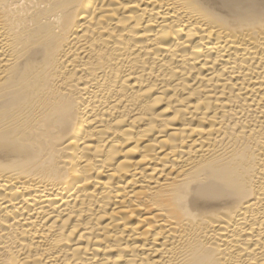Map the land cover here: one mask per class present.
Masks as SVG:
<instances>
[{
  "label": "bare ground",
  "instance_id": "bare-ground-1",
  "mask_svg": "<svg viewBox=\"0 0 264 264\" xmlns=\"http://www.w3.org/2000/svg\"><path fill=\"white\" fill-rule=\"evenodd\" d=\"M0 264H264V0H0Z\"/></svg>",
  "mask_w": 264,
  "mask_h": 264
}]
</instances>
